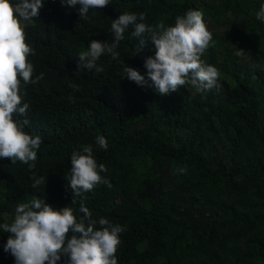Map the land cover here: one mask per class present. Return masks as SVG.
I'll list each match as a JSON object with an SVG mask.
<instances>
[{"label":"trees","instance_id":"16d2710c","mask_svg":"<svg viewBox=\"0 0 264 264\" xmlns=\"http://www.w3.org/2000/svg\"><path fill=\"white\" fill-rule=\"evenodd\" d=\"M59 2L48 0L25 26L34 78L44 77L21 81L29 104L24 131L42 143L35 169L0 158V224L33 198L54 209L69 206L79 220L64 177L73 150L91 145L112 186L85 193V204L93 219L125 228L118 264H264V21L256 19L264 0H110L90 10L88 21L70 8L57 24ZM192 9L212 33L201 59L218 69L219 92L185 85L161 96L121 77L125 65L145 74L144 57L155 51L149 43L132 55L139 44L132 26L118 60L105 53L100 71H77L78 53L91 40L112 42L111 23L120 14L143 12L149 26L167 27ZM210 20L225 29L213 31ZM100 135L107 150L96 143ZM33 173L43 177L38 189L31 187ZM9 235L0 229V264H15L4 251Z\"/></svg>","mask_w":264,"mask_h":264},{"label":"clouds","instance_id":"9594fccd","mask_svg":"<svg viewBox=\"0 0 264 264\" xmlns=\"http://www.w3.org/2000/svg\"><path fill=\"white\" fill-rule=\"evenodd\" d=\"M61 3L75 8L80 20L88 21L90 10L103 9L110 0H61ZM43 4L44 0H0V158L10 159L13 164L19 161L30 170L35 169L37 150L42 141L40 136L33 137L24 131L30 123L27 118L29 104L22 102L21 81L25 85L36 84L43 79L44 73L34 78V67L29 61L34 50L26 42L25 22L38 17ZM256 19L264 21V4H261ZM144 20L143 12H124L113 19L110 27L112 42L91 40L88 49L78 53L77 71H100L97 61L105 53L118 60L117 48L126 29L132 26V36L139 38L137 50L132 55L143 52L149 43L154 45L155 51L154 55L144 57L145 74L125 65L121 77L141 87H152L161 96L185 85H191L198 93L220 91L218 69L201 59L213 45L212 33L201 11L188 10L176 17L174 25L167 27L162 21L149 26ZM244 54L241 48L235 52L238 57ZM96 143L107 150L108 142L103 135L96 138ZM70 160V171L64 177L65 187L72 193L70 204L79 203V212L83 215L78 220L71 207L54 209L40 198L19 203L12 222L0 224V229L11 234L4 251L13 256L15 264H58L62 257H67V264H118L119 234L125 228L111 224L103 217L93 219L85 204V193L98 185L112 186L110 180L101 175L107 168L97 164L91 145L73 150ZM186 170L178 168L176 171L184 173ZM32 181L34 189L44 182L43 177H37L35 173Z\"/></svg>","mask_w":264,"mask_h":264},{"label":"rangeland","instance_id":"374dc122","mask_svg":"<svg viewBox=\"0 0 264 264\" xmlns=\"http://www.w3.org/2000/svg\"><path fill=\"white\" fill-rule=\"evenodd\" d=\"M59 1H60V2H59V6H60V8H61V13H60V14L57 16V18H56V23H57V24H61L62 22H64V20H65L64 16H65L66 14H68V12L70 11V8H69V7L63 5V4L61 3V0H59ZM52 3H55V2L52 1ZM47 4H48V0H44L43 7L47 6ZM43 7H42V8H43ZM32 23H33L32 20H31V21H27V22H25V25L32 24ZM210 25H211V28L214 29V30L225 29L224 27H222L221 24L210 23Z\"/></svg>","mask_w":264,"mask_h":264}]
</instances>
